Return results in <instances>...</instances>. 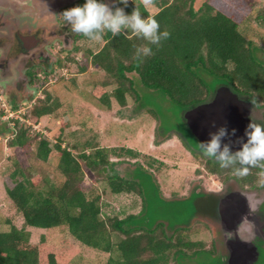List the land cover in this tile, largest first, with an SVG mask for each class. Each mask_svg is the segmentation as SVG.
I'll use <instances>...</instances> for the list:
<instances>
[{
	"label": "trees",
	"instance_id": "obj_1",
	"mask_svg": "<svg viewBox=\"0 0 264 264\" xmlns=\"http://www.w3.org/2000/svg\"><path fill=\"white\" fill-rule=\"evenodd\" d=\"M84 3L86 0H75L71 8ZM113 4L124 8L127 14L136 7L145 16L151 14L160 23L161 31L170 32V38L159 48L149 45L154 55L140 62L134 59L135 49L146 41L130 33L128 37H113L107 33L102 42L95 43V50L83 49L80 45L74 47L77 52L82 51L84 63L67 56L68 62L60 59L58 64L65 67L67 63H78L79 74L88 71L89 66L103 71L104 78L94 81L91 94L107 109L112 108L114 100L126 107L128 97L137 103L136 83L161 90L183 116L180 119L175 115L176 122L170 125L167 134L157 132V143L174 131L189 152L198 159H205V170L219 175L222 182L233 180L241 186L250 182L257 184L259 169H253L250 176L239 180L228 170L220 169L213 160L203 157L197 147L199 140L184 118L186 110L210 101L220 85H227L240 97L264 105V64L257 59L258 47L245 32L252 20V10H247L244 1L236 4L235 0H203L199 6L196 0H157L150 12L144 11L140 0H129L127 7L116 0ZM259 16L264 19V13ZM76 40L89 41L81 35H76ZM49 77L48 74L46 81ZM61 78L67 81L64 75ZM70 81L75 82L74 76ZM12 107L16 109V105ZM69 112L70 106L45 88L44 97L27 109L23 120L12 119L14 125L7 139L8 147L24 152L33 150L34 159L39 163H49L53 157L57 159L53 164L54 175L49 176L34 174V164L9 157L13 161L6 179V193L26 226L67 227L75 240L109 255L103 264H173L182 257L195 258L203 254H221L223 263L227 264L229 253L216 213L226 192L212 193L196 184L198 194L209 199L214 208L211 212L202 209L198 212V219L202 218L204 227L208 225L213 234L208 247L206 241L192 238L194 223L172 225L159 216L150 217L146 181L124 174L129 166H141L157 178L167 168L165 161L126 145H102L93 138L69 145L74 133L66 132L71 123L64 117ZM47 116H55L60 121L53 143L41 131L33 129V124ZM162 123L163 118L159 126H163ZM88 172L93 174L89 178L90 189L84 186ZM100 182L106 183L114 195L133 196L131 208L139 207V211L127 215L120 210L107 212L104 191L98 189ZM6 224L9 228L0 230V264H71L73 251L70 249H54L45 236L33 243L28 230L18 227L11 219H7ZM256 246L259 256L253 264H264V241L259 240Z\"/></svg>",
	"mask_w": 264,
	"mask_h": 264
},
{
	"label": "rangeland",
	"instance_id": "obj_2",
	"mask_svg": "<svg viewBox=\"0 0 264 264\" xmlns=\"http://www.w3.org/2000/svg\"><path fill=\"white\" fill-rule=\"evenodd\" d=\"M14 1L17 6L27 5L22 0ZM61 1L62 4H66L71 0H60L59 2ZM240 1L245 2L247 10H252V20L247 25L245 32L249 37H252L258 47L257 59L264 64V19L259 18V15L264 13V0H235L236 4H239ZM114 2L115 0H106V3L109 4ZM202 2L203 0H196V6ZM1 4H10V2L9 0H0ZM67 9L71 8H59L57 10L58 17H61V14ZM47 24H51L50 19L47 20ZM68 30L73 39L64 45L65 47L54 36V38L48 39L46 49L56 57L51 67L47 68L44 64L28 65L27 70L25 69L26 65L21 64L9 81L0 80V230H7L9 225L6 224V220L11 219L15 225L30 232L31 242L36 243L42 236H45L54 249L73 251L71 264H103L109 257L107 253L88 248L75 240L65 226V228L63 226L53 228L26 226L23 217L14 209L7 196L6 179L12 169L13 161L9 157H17L25 164H34V174L39 172L44 175H54L53 164L57 160L56 157L51 158L49 163H39L34 159L33 150L24 152L18 148H10L6 144L7 139L11 136L10 130L14 125L12 119L23 120L27 109L39 98H43L44 89L48 88L70 106L69 114L64 117L71 123L66 132H74L69 139V145L93 138L102 145H126L165 161L167 168L163 169L157 178L150 170L141 166H129L124 174L144 178L146 181L151 204L150 217L159 216L172 225L194 223L196 228L192 233V238L204 240L210 247L213 234L208 225L204 227L205 223L202 218L198 219V212L200 209L211 212L214 208L209 199L201 198L196 190V184L199 183L207 191H217L223 187L222 183L224 182L219 175L205 170L203 163L205 159H198L189 152L176 132L171 131L170 136L163 142L157 143L156 141L158 133L167 134L170 125L176 122L175 115L182 119V112L180 113L169 103L167 95L161 90L149 89L140 82V85L136 83L139 93L137 103L134 98L128 97L126 107L120 106L115 100L111 109L101 106L92 96L91 89L95 80L104 78V73L92 66H89L88 71L84 73H77L78 63H84L85 59L82 57V51L77 52L74 49L75 46L80 45L83 49L92 48L95 50L97 44L86 40H76L75 35L77 34L72 32L70 26ZM261 47L263 50L260 51ZM67 56H74L78 63H67V66L61 67L58 61L63 59L64 62H68L66 61ZM17 65L13 64L12 66ZM29 71L39 72L38 77L33 75L31 78L27 77ZM48 74L50 77L46 81ZM62 75L67 78V81L62 80ZM73 76L75 82L70 81ZM16 81L22 82L24 90L16 89ZM13 105H16V109H13ZM160 118H163V126H159ZM59 124L60 121L55 116H47L40 123L33 124V129L41 131L53 143L54 134L60 127ZM94 135L96 136L94 137ZM92 176L93 174L88 172V180L84 183L86 189H90L92 185L89 182V178ZM231 181L235 183V181ZM98 189L104 191L103 200L107 205V212L120 210L124 211V215H127L139 211V207L138 209L131 208L135 199L133 196L114 195L104 182L99 183ZM254 195L256 196V194ZM173 264L224 263L221 254L217 256L203 254L195 258L182 257Z\"/></svg>",
	"mask_w": 264,
	"mask_h": 264
},
{
	"label": "clouds",
	"instance_id": "obj_3",
	"mask_svg": "<svg viewBox=\"0 0 264 264\" xmlns=\"http://www.w3.org/2000/svg\"><path fill=\"white\" fill-rule=\"evenodd\" d=\"M116 2L125 7L129 4V0ZM140 5L145 12H150L156 7L157 0H140ZM61 16L73 33L92 43L102 42L107 33H111L113 37H128L130 33L131 36L146 41L145 45L135 49L134 59L140 62L154 55L149 45L159 48L171 35L167 30L161 31L160 23L151 14L145 16L137 7L131 14H127L124 8L106 3L105 0H86L82 6L67 9ZM235 133L236 130L233 129L231 135L234 136ZM245 135L247 142L242 138L236 141L242 148L235 152L231 150V140L229 143H222L225 137H229L226 127L210 133L211 139L199 142L197 147L203 157L213 160L220 169L228 170L239 180L250 176L253 169H259L258 187L264 188V125L252 121Z\"/></svg>",
	"mask_w": 264,
	"mask_h": 264
},
{
	"label": "flooded vegetation",
	"instance_id": "obj_4",
	"mask_svg": "<svg viewBox=\"0 0 264 264\" xmlns=\"http://www.w3.org/2000/svg\"><path fill=\"white\" fill-rule=\"evenodd\" d=\"M22 1L26 2L27 5L24 7L18 5V7L14 0H9L10 4L0 5V74L2 75L0 80L3 81H9L21 64L26 65L25 69L28 68V65L40 64L46 65L47 68L51 67L56 57L46 49L49 38L56 37L61 41L62 46L70 43L73 39L69 35V26L66 25L62 16L58 17L57 10L62 7L71 8L75 0H71L66 4H62V1L59 2L60 0ZM48 19L51 20L50 25L47 24ZM262 48L260 51L264 49ZM13 64L18 65L12 66ZM38 73L36 72V75H33L34 73L29 71L27 77L31 78L33 75L37 78ZM15 87L18 90H24L21 81H16ZM240 98L251 102L249 114L251 120L264 125V105L256 104L253 99ZM231 182L222 183L223 187L221 189L210 192L216 194L226 192L225 196L232 191H242L251 195L250 201L247 202L249 207L247 213L256 218L258 222V232L255 227H252L255 234L253 241L256 245L259 240L264 241V188L258 187V183L253 184L255 182H250L246 186H241L236 182L231 184ZM224 196L221 197L219 205ZM216 213L224 238L219 212Z\"/></svg>",
	"mask_w": 264,
	"mask_h": 264
},
{
	"label": "water",
	"instance_id": "obj_5",
	"mask_svg": "<svg viewBox=\"0 0 264 264\" xmlns=\"http://www.w3.org/2000/svg\"><path fill=\"white\" fill-rule=\"evenodd\" d=\"M250 106V101L240 98L229 86L220 85L210 101L186 110L184 118L199 142L209 141L210 133L226 127L229 137H225L222 143L231 140V150L235 152L242 148L236 141L242 138L247 142L245 132L252 122ZM233 129L236 130L234 136L231 135ZM250 199L248 193L232 191L220 202L219 219L229 253L227 264H253L258 259L259 251L253 241L255 234L252 227L258 232L259 226L257 219L247 213Z\"/></svg>",
	"mask_w": 264,
	"mask_h": 264
}]
</instances>
